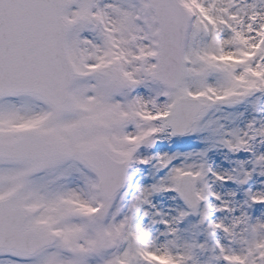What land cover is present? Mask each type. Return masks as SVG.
<instances>
[{
	"label": "snow or ice",
	"instance_id": "obj_1",
	"mask_svg": "<svg viewBox=\"0 0 264 264\" xmlns=\"http://www.w3.org/2000/svg\"><path fill=\"white\" fill-rule=\"evenodd\" d=\"M0 264H264V0H0Z\"/></svg>",
	"mask_w": 264,
	"mask_h": 264
}]
</instances>
